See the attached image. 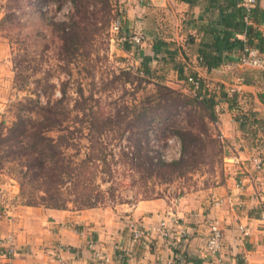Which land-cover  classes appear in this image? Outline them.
<instances>
[{
	"label": "crops",
	"instance_id": "obj_1",
	"mask_svg": "<svg viewBox=\"0 0 264 264\" xmlns=\"http://www.w3.org/2000/svg\"><path fill=\"white\" fill-rule=\"evenodd\" d=\"M122 1L125 27L146 37L138 49L118 43L137 69L143 67L151 77L184 92H188L184 79L191 74L209 88L238 89L234 109L224 100L215 107L214 129L222 135L229 155H239L243 164L224 167L221 183L176 199L79 211L20 204L15 187L0 178V264H264L259 220L264 168L257 171L250 161L258 155L264 159V71L240 65L243 52L232 48L235 39L248 40L245 23L264 37V0L250 16L243 14L242 0ZM217 42L223 44L221 49H216ZM9 51L10 44L0 38V121L14 76ZM259 52L264 57V50ZM203 55L221 64L209 69L202 63ZM237 101L248 113L244 126L234 118ZM131 218L143 225L147 239L130 237ZM214 220L220 222L223 246L210 255L206 242ZM163 221L171 238L160 235ZM9 238L15 249L11 260L3 256Z\"/></svg>",
	"mask_w": 264,
	"mask_h": 264
},
{
	"label": "rangeland",
	"instance_id": "obj_2",
	"mask_svg": "<svg viewBox=\"0 0 264 264\" xmlns=\"http://www.w3.org/2000/svg\"><path fill=\"white\" fill-rule=\"evenodd\" d=\"M116 7L115 0L93 2L86 7V17L82 19L69 0H0V38L10 44L9 60L14 69L0 121V178L8 186L15 187L20 204L30 201L26 198L27 193H33L31 201L41 202L39 196L42 193L37 190L40 182L25 180L26 195H21L25 169L16 151L4 139L10 141L12 137L7 135V128L19 113L28 115L25 107L36 109V94L43 92L57 100L65 90L67 99L64 105L71 108L74 100L78 99V92H84L85 97L94 95L95 102H88L94 105L97 113L102 114L100 120L107 116L122 120L119 128L95 136L99 144H95L94 152L91 151L87 131L81 136L78 149L69 151L70 155L78 156L79 162H85L90 155L99 158L95 178L99 191L95 195L100 197L97 207L131 205L145 198L176 199L186 193L215 186L225 178V157L219 151L209 148L205 156L196 161L184 152L180 131L190 129L193 121L188 119L187 111H192L194 120L201 123H205V113L193 102L162 104L169 96L166 87H173L165 81L141 78L142 75L136 74L132 56L110 32ZM124 16L126 21V14ZM75 19L83 20L77 30L83 45L77 54L70 56L63 47L61 28L67 26L68 32L71 31ZM46 99L42 97V103ZM160 104L163 107L156 109ZM146 108L145 119L143 113ZM30 113L29 116L38 117L36 110ZM133 113H142L138 123L143 120L144 124H132ZM89 115L90 111L85 110L79 119L85 121ZM209 127L213 133L216 132L214 127ZM146 129L149 130L147 136L144 133ZM208 132L196 125L193 127V134L201 139H208ZM148 136L149 139L146 138ZM137 138L138 142L135 141ZM149 148L154 157H160L169 164L185 159V166L174 174H168L169 169L165 168L148 175L143 172V167L135 168L137 165L131 158L135 157V163L140 162L138 159ZM185 155L187 158H184ZM107 169L112 176L105 174ZM68 207L73 211L79 208L74 203H68Z\"/></svg>",
	"mask_w": 264,
	"mask_h": 264
},
{
	"label": "trees",
	"instance_id": "obj_3",
	"mask_svg": "<svg viewBox=\"0 0 264 264\" xmlns=\"http://www.w3.org/2000/svg\"><path fill=\"white\" fill-rule=\"evenodd\" d=\"M69 1L73 4L75 9H78L77 14L80 13L82 19L86 17V7L88 4L100 1L108 3V0ZM241 6V10L246 16H250L255 7L247 9L243 5ZM115 16L116 15L114 14V18ZM81 21L83 20H73L72 30L69 32L67 26L61 28L63 33V36L61 37L63 47L65 52L70 56L77 54L81 48L80 46L83 45V41L79 38L80 35L77 32ZM243 27L248 40L245 42L235 39L232 43V48H238L243 53L246 47L263 51L264 37L261 32L246 23ZM222 45V43L219 45L217 42L215 47L216 49H221ZM202 58V63L209 69L221 64V61L211 60L205 55H203ZM143 69V67L137 69L136 74L142 75L143 77L141 78L149 79L151 77V75H149L150 73H147V71ZM189 77H194L200 81V89L196 95H193L190 92L192 86L188 83ZM184 80L187 84L188 92L181 90L177 91L176 89L167 86L166 90L168 91L169 96L164 98L165 101L162 103L176 105L177 102H193L196 104V108L205 113L203 119L205 120V123H201V121L194 120L195 116L192 111H187L188 119H190V121L193 119V121L190 123V129L180 131L184 152L187 153L188 157L194 159V161L203 158L209 148H212L217 152L219 151L223 157L228 156L229 153L226 151L224 142L220 138L221 134L216 130V132L213 133L208 126L213 128L218 122L215 107L224 100L232 109H234L236 106L235 97L228 99L226 93L227 88L220 85L219 87L218 85H214L213 88H209L206 82L195 74H191ZM216 89L217 91H214ZM36 96V109L34 107L24 106L27 112L26 114L28 115L19 113L12 125L7 128V135H10L12 138H10V141H8L9 139H4V142H8V146L16 151L19 162H21L20 164L23 169H25L22 177L24 181L22 180L23 182L21 183V195L24 197L26 195L24 188L25 180H28V182H40L38 183L39 187L37 190L42 193V195L39 196L41 202L36 203L31 201L34 198V195L33 193H27L28 197L26 198L30 201L23 202L22 204L29 206H42L52 209H69L68 203H74L78 205V211L97 207L100 203V197L99 194L95 195L96 193H99L95 185V178L97 177L96 161L99 160V158L90 155L85 162H79L78 156L76 154L70 155L69 151L74 148L78 149L80 146V138L81 136H84V133L87 131L90 136V148L91 151L94 152L95 147H97L95 144H99L98 140L95 139V136L103 135L105 133L107 134L115 128H119L120 124L122 125V120H114L112 116H107L104 120H100L99 116L102 114L97 113L94 110V105L90 104V102H95L94 95L85 97L84 92L77 93L78 99L74 100L75 104L72 108L70 105H64L67 99V92L65 90L62 91L61 98L57 100L52 98L53 95L49 97L47 92L41 94L37 93ZM42 97L47 98L44 103H42ZM87 102L90 105H88ZM162 104L157 105L155 108L163 107ZM35 110L38 117L34 118L29 116V114H31L30 112H34ZM85 110H89L90 115L88 119L84 121L79 119V116L80 114H84ZM235 112L236 111L234 110V113ZM147 113L148 108L144 110L143 118L146 119ZM139 115L141 116L142 113L132 114V124H144L143 120L141 123H138ZM234 118L244 126L248 120V115L244 122L239 121L237 113H235ZM195 125L202 131H209L207 133L209 134V138L201 139L199 136L194 135L193 127ZM144 133L147 136L149 130H144ZM51 134L54 136L56 135V137H52ZM13 138L14 141H11ZM146 138L149 139V136ZM135 141L138 142L139 138L135 139ZM187 155H185L186 157L184 158H187ZM134 159L135 157L131 158V161L137 165L135 168L143 167V172L148 175L155 174L157 173L156 171L165 168L169 169L168 174H174L176 171L181 170L186 163V160L183 159L182 161H175L174 163L169 164L160 157H154L150 148L143 156H140V159H138L140 162L135 163L133 161ZM105 174L107 176H112L109 169H107Z\"/></svg>",
	"mask_w": 264,
	"mask_h": 264
},
{
	"label": "built area",
	"instance_id": "obj_4",
	"mask_svg": "<svg viewBox=\"0 0 264 264\" xmlns=\"http://www.w3.org/2000/svg\"><path fill=\"white\" fill-rule=\"evenodd\" d=\"M262 0H242L241 5L246 7L247 9L253 8L258 2ZM116 3V10H115V18L111 22L110 32L116 39V42L122 44H129L132 48L138 49L140 48L145 42V35L141 32H136L134 29L125 27V6L122 0H115ZM239 64L242 66L250 67L253 69H259L264 71V57L263 55L256 49L246 47L244 50L243 55L239 58ZM188 83L192 86L190 92L193 95H196L200 89V81L194 77H189ZM238 92L236 87L230 86L227 87L226 93L228 99L234 98ZM237 109L235 110L240 122L246 121V117L248 115L247 111L243 107L241 101H237ZM221 140H223L222 135L220 136ZM252 165L255 170L261 171L264 168V159L263 156L258 155L252 157L250 159ZM243 161L239 155H231L224 158V165L225 167L228 166H242ZM243 183V181H239V184ZM259 220L262 224V229L264 230V207L262 208ZM127 229L129 231L130 237L134 241H140L142 239H147V233L144 229L143 225L135 220L129 219L127 223ZM243 234L246 233L243 227H240ZM160 235L165 238H171L172 233L168 228L165 221L161 222L159 227ZM6 242V241H4ZM8 245L4 249L3 256H5L8 260H11L12 257L15 255V249L13 244L11 243V239H8ZM3 243V242H2ZM4 244V243H3ZM223 246V232L220 225V222L214 220L210 223V235L206 242V250L210 255L218 254ZM123 251V249H120ZM11 264V263H9Z\"/></svg>",
	"mask_w": 264,
	"mask_h": 264
}]
</instances>
